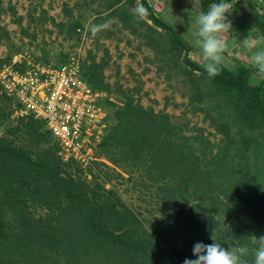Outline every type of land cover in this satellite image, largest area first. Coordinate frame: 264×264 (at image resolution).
<instances>
[{"label":"rangeland","instance_id":"374dc122","mask_svg":"<svg viewBox=\"0 0 264 264\" xmlns=\"http://www.w3.org/2000/svg\"><path fill=\"white\" fill-rule=\"evenodd\" d=\"M204 1L142 0L139 18L137 0H0L2 71L74 58L104 114L66 156L0 92V264H182L212 231L252 264L264 235V121L248 93L203 69L191 18ZM228 6L220 73L246 68L260 85L239 40L264 46L253 20L264 0Z\"/></svg>","mask_w":264,"mask_h":264},{"label":"built area","instance_id":"2783aa9c","mask_svg":"<svg viewBox=\"0 0 264 264\" xmlns=\"http://www.w3.org/2000/svg\"><path fill=\"white\" fill-rule=\"evenodd\" d=\"M72 60L37 66L25 74H6L0 68V92L19 115L41 120L66 156L82 152L90 128L104 121L101 94ZM95 132L93 128L91 133Z\"/></svg>","mask_w":264,"mask_h":264},{"label":"clouds","instance_id":"9594fccd","mask_svg":"<svg viewBox=\"0 0 264 264\" xmlns=\"http://www.w3.org/2000/svg\"><path fill=\"white\" fill-rule=\"evenodd\" d=\"M192 7L196 0H190ZM135 16L144 18L149 14V9L142 0H137L132 9ZM229 6L228 0H211L207 10L198 11L192 22L196 25V30L192 33L193 44L204 57L203 69L209 77L218 75L221 71L223 53L228 48V43L222 38V34L232 30V22L228 19ZM109 21H103L91 26L90 31L93 34L108 27ZM241 45L248 51L251 67L257 75L264 78V46L260 42L253 43L250 34L239 40ZM211 243L197 241L193 244V258H184L182 264H248L245 259L247 252L244 246H227L217 242L211 232ZM259 242L254 254L252 264H264V235L256 237Z\"/></svg>","mask_w":264,"mask_h":264},{"label":"trees","instance_id":"16d2710c","mask_svg":"<svg viewBox=\"0 0 264 264\" xmlns=\"http://www.w3.org/2000/svg\"><path fill=\"white\" fill-rule=\"evenodd\" d=\"M209 2H211V0H205L203 2L204 7L207 4H209ZM252 5L254 6V8H256L253 2ZM250 12H251V7H250ZM260 17H262L263 20H260L259 19ZM253 20L257 23L261 33L264 36V15L258 17L254 16ZM247 74L249 75L250 73L249 70L246 68H242L240 74H236L222 67V73H219L215 79L213 78V81L216 85L218 86L220 85L221 87L226 88L227 89L226 91L228 93L234 92L236 90H238L239 93L242 95L248 93L250 95V100L252 101L251 103L254 105L256 111L261 114L262 119L264 121V83L257 86L250 85L248 83ZM0 151L2 152L3 150Z\"/></svg>","mask_w":264,"mask_h":264},{"label":"water","instance_id":"95a60500","mask_svg":"<svg viewBox=\"0 0 264 264\" xmlns=\"http://www.w3.org/2000/svg\"><path fill=\"white\" fill-rule=\"evenodd\" d=\"M249 4H250L251 10H252V12H253V11L255 10V8H254V6L252 5V3L249 2Z\"/></svg>","mask_w":264,"mask_h":264},{"label":"crops","instance_id":"0c3cea01","mask_svg":"<svg viewBox=\"0 0 264 264\" xmlns=\"http://www.w3.org/2000/svg\"><path fill=\"white\" fill-rule=\"evenodd\" d=\"M167 1H169V2H171V1H172L171 3H173V2H174V0H171V1H170V0H167Z\"/></svg>","mask_w":264,"mask_h":264}]
</instances>
